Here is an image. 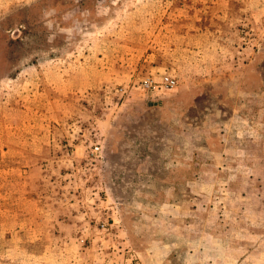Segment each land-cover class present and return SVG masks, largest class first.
Returning <instances> with one entry per match:
<instances>
[{
	"label": "rangeland",
	"instance_id": "rangeland-1",
	"mask_svg": "<svg viewBox=\"0 0 264 264\" xmlns=\"http://www.w3.org/2000/svg\"><path fill=\"white\" fill-rule=\"evenodd\" d=\"M0 264H264V0H0Z\"/></svg>",
	"mask_w": 264,
	"mask_h": 264
},
{
	"label": "built area",
	"instance_id": "built-area-1",
	"mask_svg": "<svg viewBox=\"0 0 264 264\" xmlns=\"http://www.w3.org/2000/svg\"><path fill=\"white\" fill-rule=\"evenodd\" d=\"M142 90L147 92H159V91H168L175 86V80L170 75L163 73L155 79L154 77L147 76L141 80L140 84ZM122 92V90H121ZM101 228L104 227L103 223H100Z\"/></svg>",
	"mask_w": 264,
	"mask_h": 264
}]
</instances>
